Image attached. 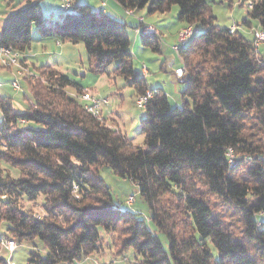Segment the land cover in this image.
I'll list each match as a JSON object with an SVG mask.
<instances>
[{
  "label": "trees",
  "instance_id": "16d2710c",
  "mask_svg": "<svg viewBox=\"0 0 264 264\" xmlns=\"http://www.w3.org/2000/svg\"><path fill=\"white\" fill-rule=\"evenodd\" d=\"M72 1L69 11L57 10L62 18L54 26L44 24L38 1L10 12L0 45L24 54L34 24L39 38L82 42L90 68L123 76L137 97L151 89L140 119L143 144L133 145L118 123L94 118L65 91L78 93L81 84L52 66L35 68L47 83L36 82L48 90L32 86L33 102L26 109L14 110L12 97L0 93V160L20 172L12 177L0 171V222L9 223L0 240L7 235L19 243L38 239L41 244L29 252L26 264L91 256L99 248V228L119 236L115 254L126 256L128 264H264V160L259 158L264 153V56L253 36L217 25L207 0H116L134 14L143 8L165 13L176 4L178 20L196 27L177 53L187 73L180 79L182 106H172L163 87L149 86L133 66L128 29L143 23L136 19L131 26L99 7ZM251 19L264 27V0L246 7L242 22L248 28ZM141 41L160 51L156 33H141ZM229 146L254 159L229 167ZM103 166L136 184L148 217L114 201L99 173ZM38 196L43 215L19 204L21 198ZM212 197L232 210L240 234L212 210ZM10 262L0 256V264Z\"/></svg>",
  "mask_w": 264,
  "mask_h": 264
},
{
  "label": "rangeland",
  "instance_id": "374dc122",
  "mask_svg": "<svg viewBox=\"0 0 264 264\" xmlns=\"http://www.w3.org/2000/svg\"><path fill=\"white\" fill-rule=\"evenodd\" d=\"M36 1L39 2L43 17L46 18L44 22L46 26H54L61 20L62 16L57 13V8L60 4L59 0H0V31L10 12L25 7L29 2ZM77 1L78 3H87L92 7L96 6V8L97 6L101 7L105 2L103 8L112 12L110 11L113 6L112 0ZM207 2L211 4L212 13L215 15V23L217 25L221 27H230L232 24H239L243 34L247 37H251L249 28L242 22L246 17L245 6L235 5L234 0H232L231 6L229 0H207ZM121 8L118 7L116 9V17L121 20L125 19L131 26H134V24H136L134 22L135 19L131 16L135 15L127 14L122 6ZM135 13H137L136 15L142 14V17L145 18V23L154 24L159 32L162 33L163 38L162 41L159 38L161 46L160 51L152 50L150 47L143 45L141 33H137L136 36H134V28L130 27L128 33L131 38L133 66L137 70H139L142 65L147 67L149 70V73L146 74L148 84L151 86H163L173 106L176 99L175 96L170 93L175 92V83L177 80L174 69L177 66L174 68V62L176 59L178 60V56L175 51L171 50V47L178 44L179 30H177V25L180 23L178 20V7L174 4L171 9L165 13H148L146 8L137 9ZM111 14L114 15V13ZM250 22L252 26L258 23L255 19H251ZM31 34L32 40L30 46L25 51L28 55V64H24L23 58L21 62L25 67H28L30 71L35 72L37 75L30 76L28 74L19 76L18 84L20 90L15 91L10 86V80L13 78L14 69H12L11 72L0 65V93L12 97L14 110L21 111L32 104L33 95L30 91L32 86L42 85V89H47L43 84L36 82V80H39L40 82L47 83L35 68L48 63V60H50V62L51 60H57L54 68L58 71L81 84L83 88L93 91L97 96L108 98V104L103 110L106 116V124L112 125L119 123V128L122 133L133 145L143 144L144 135L140 129V119L144 116L145 111L143 107H139L135 103L137 92L136 89L129 84L128 80L120 75H108L107 73L98 74L94 72L90 68L88 55L82 42H59V45H57L55 39L51 36L39 38L37 26L34 24L32 25ZM63 47H65V49H63L62 52ZM258 51L264 56V41L260 43ZM60 52H62V55L59 54ZM113 67L114 64H111L108 70L111 71ZM68 89L65 90L67 93H76V91ZM46 92L49 93L50 91ZM53 98L55 99V96H53ZM0 171L2 175L9 174L12 177H17L20 174L18 169L12 167L8 162L3 160H0ZM99 173L109 187L112 198L120 207L139 212L142 217H148L150 214L148 205L134 182L128 178H123L114 174L107 166L100 168ZM126 195H132L134 197L133 204H125L124 199ZM211 201L212 210L223 217L222 219L235 235L240 234L242 228L241 224L239 220L236 219V216L232 214V210L228 205L215 197H212ZM42 202V196H38L34 200H29L25 197L19 200V204L23 209L34 212L35 215L45 214L42 208ZM8 226L9 223L7 221H1L0 233H6V228ZM99 231L102 236L99 242V248L98 251L91 256L96 259L99 264H128L126 256H117L115 254L118 252L117 249L120 244L119 236L115 233L107 232L102 228H99ZM158 235L163 245L166 246L167 242L165 236L162 233ZM2 238L3 240L13 241L15 243V248L10 252L1 244L0 240V256H4L8 261L13 260L16 264H26L29 258V252L34 250L35 246H40L41 244L38 239L31 242L19 243L8 235ZM210 248L214 257H216L217 251L212 245H210ZM128 253H130V250ZM84 264L92 263L86 262Z\"/></svg>",
  "mask_w": 264,
  "mask_h": 264
},
{
  "label": "built area",
  "instance_id": "2783aa9c",
  "mask_svg": "<svg viewBox=\"0 0 264 264\" xmlns=\"http://www.w3.org/2000/svg\"><path fill=\"white\" fill-rule=\"evenodd\" d=\"M60 4L58 6V11L60 12H67L71 9L73 5L72 0H59ZM235 3H244L247 8H251L253 5V0H234ZM105 5V2L101 7H99L101 10L105 11L103 8ZM98 8V9H99ZM125 12L130 15H135L137 20L141 23H143V17L138 16L134 14V11L132 9H126ZM230 31H235L236 29H239V24H232L230 27H228ZM152 29L149 25H145L143 23L142 28H134L135 33H145L149 32ZM196 27L193 24H187L184 25L178 32V44L173 45L171 48L173 51L178 53L180 46L186 44L189 39L192 37L194 32H196ZM249 33L253 36V45L255 49L257 50L260 43L264 41V27H261L257 25L256 27H250ZM22 56L21 54L13 50L10 47H6L4 45H0V65L5 68H12L13 71V78L10 81V86L15 90L19 91L20 87L18 84V77L19 76H25V75H37L35 72H32L28 69V67H25L22 62ZM180 64L174 69V73L178 78H183L186 75V68L184 66L183 59L179 56ZM142 69L145 70V66L142 65ZM153 91L151 89L146 90V92L142 95H139L135 103L139 107H144L146 101L149 97L152 96ZM71 96L75 97L77 100H79L82 103V106L84 110L92 115L94 118L98 119L99 121L105 123L106 116L103 113L104 108L108 104V98L107 97H99L96 94H94L93 91L82 88L80 93H71ZM182 106V104L180 105ZM106 124V123H105ZM108 125V124H106ZM225 157L227 160V164L229 167H234L241 161H250L254 159V156L251 154L246 153H238L236 152L232 147H227L225 150ZM260 159L264 160V153L259 155ZM72 193L75 196H78V186L77 184H72ZM134 201V197L132 195H128L125 199L126 204H132ZM40 216V215H36ZM1 244L4 245L10 252H12L15 248V243L13 241L9 240H3L1 239ZM127 260V259H126ZM86 262H90L92 264H99V262L94 259L92 256H85L82 259H76L73 262H65L62 264H84ZM9 264H15L14 262H10Z\"/></svg>",
  "mask_w": 264,
  "mask_h": 264
},
{
  "label": "crops",
  "instance_id": "0c3cea01",
  "mask_svg": "<svg viewBox=\"0 0 264 264\" xmlns=\"http://www.w3.org/2000/svg\"><path fill=\"white\" fill-rule=\"evenodd\" d=\"M113 1V6H112V8H111V10L110 11H112V12H109V10H106L105 9V12L106 13H109V14H111V13H114V16H117V12H116V9L119 7V8H121V5L119 4V2H117L116 0H112ZM234 4L235 5H238V6H245V4L244 3H235L234 2ZM232 5V4H231ZM230 5V6H231ZM91 6V5H90ZM92 7V6H91ZM92 8H96V6H94V7H92ZM97 8H98V6H97ZM122 9V8H121ZM125 13V12H124ZM112 15V14H111ZM138 16H143L142 14H140V15H138ZM131 17H133L134 19H135V23H136V17L135 16H131ZM144 20H145V18H143V23L145 24V25H149L150 27H152V29L150 30L151 32H155L158 36H159V38H160V40L162 41V38H163V35H162V33H160L159 32V30L157 29V27L154 25V24H150V23H145L144 22ZM180 23H178V25H177V30H180L184 25H185V23H183V22H181V21H179ZM135 25V24H134ZM257 25H258V23H257ZM257 25H255V26H253V27H256ZM239 30H241L242 31V29H241V26L239 25ZM243 32V31H242ZM135 33V32H134ZM136 34L137 33H135V35L134 36H136ZM251 36V35H250ZM136 38V37H135ZM55 42L57 43V45H59L58 43V41H56L55 40ZM63 49H65V47H63L62 48V52H63ZM172 50V49H171ZM62 52H60L59 54H61L62 55ZM22 56V58H23V60H24V64H28V55H27V53H24V54H22L21 55ZM177 56H178V54H177ZM56 61L57 60H51V62H50V60H48V63H45L44 65H49V66H52V67H55V64H56ZM180 63V60H179V56H178V60L176 59L175 60V62H174V68L176 67V66H178V64ZM140 69H141V71L145 74V78H146V74H148L149 73V70H148V68L147 67H145V70H143L142 69V67H140ZM7 70L8 71H11L12 72V68H7ZM175 74V73H174ZM176 76V75H175ZM181 78H178L177 76H176V80H177V82L175 83V92H171L170 94H172V95H174L175 96V99H176V101H175V104L174 105H181L182 104V96H181V91H182V85H181V80H180ZM147 80V79H146ZM11 81V80H10ZM0 86H1V84H0ZM149 86H151V85H149ZM159 85H156V86H151V87H158ZM163 87V86H162ZM163 89H164V91L166 92V94H167V96H168V93H167V91L165 90V88L163 87ZM119 124V123H118Z\"/></svg>",
  "mask_w": 264,
  "mask_h": 264
}]
</instances>
